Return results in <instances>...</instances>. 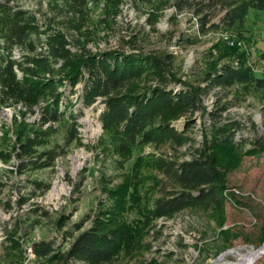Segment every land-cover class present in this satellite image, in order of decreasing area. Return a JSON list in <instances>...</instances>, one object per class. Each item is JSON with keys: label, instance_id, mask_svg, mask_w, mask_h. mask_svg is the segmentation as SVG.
I'll return each mask as SVG.
<instances>
[{"label": "rangeland", "instance_id": "1", "mask_svg": "<svg viewBox=\"0 0 264 264\" xmlns=\"http://www.w3.org/2000/svg\"><path fill=\"white\" fill-rule=\"evenodd\" d=\"M111 1H90L88 16L75 20L86 37L76 34L65 0L9 3L37 12L42 21L53 18L94 52L119 50L164 60L168 73L181 81L175 90L205 87L209 75L221 74L226 65L242 66L264 81L263 10L251 8L241 28H227L224 12L208 0H118L116 12ZM142 83L160 84L150 73ZM62 89L72 103L67 115L77 116L80 143L64 146L63 122L40 148L67 150L53 166L21 171L15 153L8 162L0 159V264H92L68 255L84 232L132 236L120 238L110 261L97 264H211L221 256L226 259L220 264H226L264 244V87L235 83L202 93L197 110L170 120L188 138L185 144L167 141L129 152L100 141L103 104L84 107L82 83L73 91ZM14 115L13 108L0 106V150L13 151ZM197 149L213 157L218 168L221 207L192 203L157 215L155 204L184 188L155 168L156 160L178 164L198 155ZM35 243L51 244L52 253L38 256ZM254 264H264V255Z\"/></svg>", "mask_w": 264, "mask_h": 264}, {"label": "trees", "instance_id": "2", "mask_svg": "<svg viewBox=\"0 0 264 264\" xmlns=\"http://www.w3.org/2000/svg\"><path fill=\"white\" fill-rule=\"evenodd\" d=\"M90 1L65 0L74 17L73 28L82 37L88 33H83L82 24L75 25V20L83 21L88 16ZM208 1L224 12L221 21L227 28H241L251 8L264 11V0ZM111 2L117 4L116 12L118 0ZM16 50L20 53L18 57ZM223 68L221 74L216 71L209 75L205 87L175 90L172 86L181 81L168 73L164 60L119 50L94 52L69 29L59 27L53 18L42 21L33 10L15 8L9 0L0 1V106L15 110L13 151L0 150V159L8 162L15 153L21 171L53 166L56 158L67 150H59L61 145L40 148L48 144L63 122L67 123L64 146L80 143L77 116L72 112L67 115L72 103L65 99L66 91L62 89L69 86L76 90L79 83L83 84L84 107L103 104L100 141L106 146L109 141L117 151L129 152L147 144L161 146L167 141L183 145L188 138L170 120L197 110L202 93L235 83L256 82L264 87L263 80L253 77L242 66ZM147 73L156 75L160 84L145 87L142 80ZM33 115L38 116L28 121ZM197 152L192 159L178 164L156 160L155 168L184 188L177 197L159 200L155 204L157 215L179 211L192 203L221 207L220 174L215 161L202 150ZM131 237L122 231L109 235L84 232L74 241L68 255L84 257L92 264L106 263L112 258L118 240L131 241ZM52 250L51 244H34L38 256L47 257Z\"/></svg>", "mask_w": 264, "mask_h": 264}, {"label": "bare ground", "instance_id": "3", "mask_svg": "<svg viewBox=\"0 0 264 264\" xmlns=\"http://www.w3.org/2000/svg\"><path fill=\"white\" fill-rule=\"evenodd\" d=\"M227 38V37H226ZM98 125V129H100V131L102 130V125L99 123ZM82 149V154L84 153V147L81 148ZM82 157V155H80ZM80 156H76V158L78 159ZM80 165V162H78V166ZM65 185V184H64ZM63 188V187H62ZM59 191V190H58ZM56 192V191H55ZM61 190H60V194H61ZM56 195V194H55ZM59 195V194H58ZM54 197V196H53ZM60 198V197H59ZM58 199V198H57ZM51 200V198H50ZM235 254V253H234ZM228 255V254H226ZM264 255V247L262 248L261 251H257L255 252L254 250L249 251L248 253H239L238 254V258L236 261H229L226 262V264H254L260 257H262ZM226 259V256H221L219 259H217V261L212 262L211 264H220L223 263V261Z\"/></svg>", "mask_w": 264, "mask_h": 264}, {"label": "water", "instance_id": "4", "mask_svg": "<svg viewBox=\"0 0 264 264\" xmlns=\"http://www.w3.org/2000/svg\"><path fill=\"white\" fill-rule=\"evenodd\" d=\"M263 247H264V244L261 247H259L258 249H256L255 252L261 251Z\"/></svg>", "mask_w": 264, "mask_h": 264}]
</instances>
